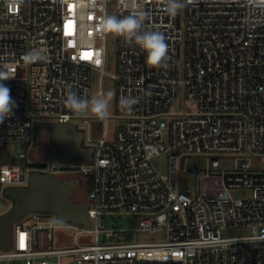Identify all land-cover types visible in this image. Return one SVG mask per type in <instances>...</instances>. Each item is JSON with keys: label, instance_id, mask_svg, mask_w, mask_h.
<instances>
[{"label": "built area", "instance_id": "obj_1", "mask_svg": "<svg viewBox=\"0 0 264 264\" xmlns=\"http://www.w3.org/2000/svg\"><path fill=\"white\" fill-rule=\"evenodd\" d=\"M112 1L118 18L144 13V27L164 34L165 66H148L145 53L118 36L112 139L108 117L96 144L83 139L90 161H34L28 152L38 123L89 126V113L77 115L64 98L71 87L90 99L91 70L103 74L101 24ZM183 2L171 17L162 0H0V71L14 76L4 83L17 104L0 124V144L13 150L8 163L0 160V195L27 187L32 173L73 171L88 179L90 223L26 214L12 224L0 264H264V0ZM34 49L42 57L28 62ZM180 93L187 106L170 112ZM126 97L138 100L131 113L121 108ZM218 155L234 157L232 170H220ZM187 176L199 179L197 193L185 190ZM210 178L228 197L203 196L201 182ZM232 189L250 194L234 198ZM232 229L248 233L223 236ZM55 230L70 233L74 245L53 248ZM136 232L163 239L134 242ZM82 235L93 242L78 243Z\"/></svg>", "mask_w": 264, "mask_h": 264}, {"label": "rangeland", "instance_id": "obj_2", "mask_svg": "<svg viewBox=\"0 0 264 264\" xmlns=\"http://www.w3.org/2000/svg\"><path fill=\"white\" fill-rule=\"evenodd\" d=\"M106 16H115L118 18L117 9L115 2L112 1L107 5ZM117 40L118 36L114 33L105 32V56L103 61V74L98 70H91V79H90V98L94 95L108 91L114 92V97L110 105V115L111 119L107 126V140H111L114 133V128L116 121L113 120L116 112V82L112 78V75L116 73L117 70ZM179 62H182L184 53L182 45L178 47ZM187 104L183 100L182 93L180 97L170 106V112H178L186 107ZM89 121L88 127H83L80 130L84 132L85 141L87 139L91 140L90 145L96 144L97 140L101 138L102 131L104 130V119L97 118L93 113H89L87 116ZM79 126V123L77 122ZM12 148H6L2 146L0 156L1 162L8 163L12 154ZM54 153V148L50 143V134L49 131L36 127L34 130V141L33 145L30 147L28 152L29 157L34 161L48 160L50 156ZM233 156L230 155H218V160L220 163V170L230 171L233 168ZM197 160V159H194ZM154 164L160 169L164 170L165 168V159L155 160ZM194 165L198 166L199 169L204 168L203 159H199L196 162L193 161ZM256 168H260V165L255 164ZM61 180H73L76 182V185L72 188L70 192V199L75 203L88 202V179L76 172L73 171H64L57 176ZM182 183H187L185 190L196 193L198 192L199 179L193 180V178L187 176L182 178ZM201 188L204 192L203 196L208 198H224L228 197V194L223 189L221 180L219 178H210L204 179L201 182ZM231 197L237 198L242 196H249L250 192L240 189H232L229 191ZM12 206V201L6 196L0 195V215L7 212ZM247 230L243 229H232L222 232L225 237H237L247 234ZM163 237L161 235H152L145 232H136L132 235V241L134 242H158L161 241ZM93 242L92 237L88 235H82L78 238V243L82 244H91ZM74 245L70 233L65 231L55 230L53 232V248H69ZM69 259H62V264H69Z\"/></svg>", "mask_w": 264, "mask_h": 264}, {"label": "water", "instance_id": "obj_3", "mask_svg": "<svg viewBox=\"0 0 264 264\" xmlns=\"http://www.w3.org/2000/svg\"><path fill=\"white\" fill-rule=\"evenodd\" d=\"M36 127L49 131L50 143L54 148L49 162L91 160L93 148L83 146L84 132L74 124L47 122L38 123ZM75 185V181L61 180L51 173H32L27 187L6 188L3 194L12 201V206L0 215V249L9 248L12 224L29 213L50 212L61 222L88 227L87 202L75 203L70 199V192Z\"/></svg>", "mask_w": 264, "mask_h": 264}, {"label": "clouds", "instance_id": "obj_4", "mask_svg": "<svg viewBox=\"0 0 264 264\" xmlns=\"http://www.w3.org/2000/svg\"><path fill=\"white\" fill-rule=\"evenodd\" d=\"M91 6H95V0H88ZM192 2V0H189ZM164 10L175 17L185 7L183 0H162ZM145 15L138 13L124 18L115 16H105L102 20V32L114 33L122 37L128 44H135L146 55V64L153 68L165 66L168 45L165 36L159 30L146 29L144 27ZM42 57L39 50H32L27 53L25 60L34 62ZM8 71H0V124L10 119L15 112L17 104L11 97L10 89L4 81L13 79ZM114 97V92L108 91L99 93L89 98H82L68 88L64 98L65 106L77 115L93 113L99 119H107L110 115V105ZM138 103L135 97L121 99L120 104L123 111L131 113L133 106Z\"/></svg>", "mask_w": 264, "mask_h": 264}, {"label": "snow or ice", "instance_id": "obj_5", "mask_svg": "<svg viewBox=\"0 0 264 264\" xmlns=\"http://www.w3.org/2000/svg\"><path fill=\"white\" fill-rule=\"evenodd\" d=\"M100 61L99 60H97V63H99ZM21 243L23 244V238H21Z\"/></svg>", "mask_w": 264, "mask_h": 264}, {"label": "trees", "instance_id": "obj_6", "mask_svg": "<svg viewBox=\"0 0 264 264\" xmlns=\"http://www.w3.org/2000/svg\"><path fill=\"white\" fill-rule=\"evenodd\" d=\"M1 149H2V144H0V152H1ZM0 160H1V156H0Z\"/></svg>", "mask_w": 264, "mask_h": 264}]
</instances>
